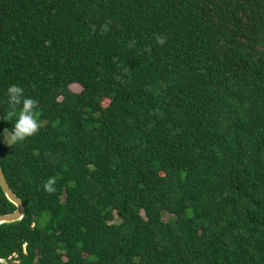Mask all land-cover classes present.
I'll use <instances>...</instances> for the list:
<instances>
[{
	"label": "trees",
	"instance_id": "trees-1",
	"mask_svg": "<svg viewBox=\"0 0 264 264\" xmlns=\"http://www.w3.org/2000/svg\"><path fill=\"white\" fill-rule=\"evenodd\" d=\"M9 84L0 259L264 264V0H0V138Z\"/></svg>",
	"mask_w": 264,
	"mask_h": 264
},
{
	"label": "clouds",
	"instance_id": "clouds-1",
	"mask_svg": "<svg viewBox=\"0 0 264 264\" xmlns=\"http://www.w3.org/2000/svg\"><path fill=\"white\" fill-rule=\"evenodd\" d=\"M156 42L159 45L165 43L163 36H158ZM5 112L3 119L11 125L10 143H23L26 139L36 134L40 128L39 102L25 94V90L19 84H9L4 91ZM54 181L45 183L44 189L53 192Z\"/></svg>",
	"mask_w": 264,
	"mask_h": 264
},
{
	"label": "water",
	"instance_id": "water-1",
	"mask_svg": "<svg viewBox=\"0 0 264 264\" xmlns=\"http://www.w3.org/2000/svg\"><path fill=\"white\" fill-rule=\"evenodd\" d=\"M9 137H10V130L3 129L2 136L0 138V147L9 148L12 146ZM0 188L4 193L6 199L16 207L15 211H13L12 213L0 215V225L12 224L21 221L25 215V206L23 202L14 194V192L9 187L6 178L3 174L1 165H0Z\"/></svg>",
	"mask_w": 264,
	"mask_h": 264
},
{
	"label": "built area",
	"instance_id": "built-area-1",
	"mask_svg": "<svg viewBox=\"0 0 264 264\" xmlns=\"http://www.w3.org/2000/svg\"><path fill=\"white\" fill-rule=\"evenodd\" d=\"M16 258V255L13 254L11 257L8 259H0V264H10V261Z\"/></svg>",
	"mask_w": 264,
	"mask_h": 264
},
{
	"label": "rangeland",
	"instance_id": "rangeland-1",
	"mask_svg": "<svg viewBox=\"0 0 264 264\" xmlns=\"http://www.w3.org/2000/svg\"><path fill=\"white\" fill-rule=\"evenodd\" d=\"M71 90H72L73 92L77 93V92H79L80 89H79V87L73 85V86H71ZM105 104H106V103H105ZM167 219H168V217L165 216V217H164V220H167Z\"/></svg>",
	"mask_w": 264,
	"mask_h": 264
}]
</instances>
